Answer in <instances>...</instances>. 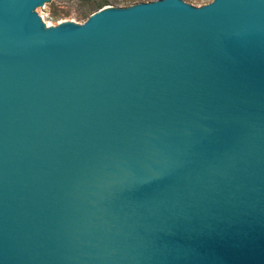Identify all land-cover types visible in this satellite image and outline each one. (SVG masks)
<instances>
[{
	"label": "water",
	"instance_id": "obj_1",
	"mask_svg": "<svg viewBox=\"0 0 264 264\" xmlns=\"http://www.w3.org/2000/svg\"><path fill=\"white\" fill-rule=\"evenodd\" d=\"M50 1L0 0V264H264V0Z\"/></svg>",
	"mask_w": 264,
	"mask_h": 264
},
{
	"label": "rangeland",
	"instance_id": "obj_2",
	"mask_svg": "<svg viewBox=\"0 0 264 264\" xmlns=\"http://www.w3.org/2000/svg\"><path fill=\"white\" fill-rule=\"evenodd\" d=\"M155 0H51L37 8L36 13L46 26L57 25L63 21H73L82 24L94 12L106 8L128 7L133 3H145ZM194 6L201 7L212 0H183Z\"/></svg>",
	"mask_w": 264,
	"mask_h": 264
}]
</instances>
